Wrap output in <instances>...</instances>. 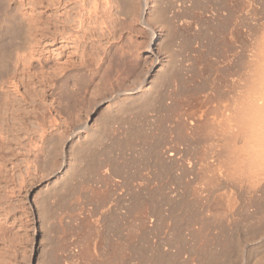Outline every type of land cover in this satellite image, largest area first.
Segmentation results:
<instances>
[{
	"label": "rangeland",
	"instance_id": "1",
	"mask_svg": "<svg viewBox=\"0 0 264 264\" xmlns=\"http://www.w3.org/2000/svg\"><path fill=\"white\" fill-rule=\"evenodd\" d=\"M141 1L78 45L76 0H0V264H264V176L189 122L250 0Z\"/></svg>",
	"mask_w": 264,
	"mask_h": 264
},
{
	"label": "bare ground",
	"instance_id": "2",
	"mask_svg": "<svg viewBox=\"0 0 264 264\" xmlns=\"http://www.w3.org/2000/svg\"><path fill=\"white\" fill-rule=\"evenodd\" d=\"M88 1L76 0L73 3V8L71 5L72 10L67 9V5H64V10H60L59 21L64 29L69 25H73V31H62V37L76 39L78 45L82 43L80 40L82 36L80 37L79 33L83 32V37H85L88 21L93 19L101 20L100 29L103 34L108 33L110 30L106 18L107 16L110 17V11H112L110 10L112 8L110 7L111 0H93L92 3L89 1L90 6L87 5ZM141 2L136 6V9H140V11L136 12H142L141 14H143L146 12L147 1L144 0L142 4ZM245 7L243 8L246 15V18L243 17L244 21L238 17L237 22L233 23L229 28L226 27L227 23L224 26L229 32L226 30L227 34L225 33L224 38H221L224 45L222 47L225 50V52L224 50L222 52L223 54L225 53V58H223L224 67L221 69V86L218 87L215 96L211 94L203 100L199 101L196 99L197 104L195 102V106H193L194 109L190 113L191 116L189 115V122L204 131L203 135H205L207 147L209 142L212 150L211 152L209 149L212 154L207 156L208 158L211 157L210 161L216 158L222 159L224 156L225 159L222 160L229 166L227 170L230 171L232 176L237 175L238 171L243 167L242 170L245 168V171H242V173L239 171L236 177H239V175L249 178L255 177L258 180L259 176H264V131H262L264 130V0L259 4H255L250 0ZM228 11L225 12L227 13ZM141 14L137 16L141 17ZM143 15L142 18L144 17ZM242 15L239 16L242 18ZM141 20L143 21V19ZM241 23L245 27V30H243V32L245 31V36H243L242 27H239ZM224 28L223 30H225ZM229 51L232 54H228ZM234 65L239 66L237 70L234 69ZM204 159L205 157L202 161L206 162L207 159ZM212 162L208 164H215ZM225 163L223 164L222 161L223 165ZM221 167L218 172H221ZM229 171L226 172L225 170L222 173L228 174ZM232 176L230 175V177ZM242 178H237V180H242Z\"/></svg>",
	"mask_w": 264,
	"mask_h": 264
},
{
	"label": "clouds",
	"instance_id": "3",
	"mask_svg": "<svg viewBox=\"0 0 264 264\" xmlns=\"http://www.w3.org/2000/svg\"><path fill=\"white\" fill-rule=\"evenodd\" d=\"M262 131H264V130H262Z\"/></svg>",
	"mask_w": 264,
	"mask_h": 264
}]
</instances>
